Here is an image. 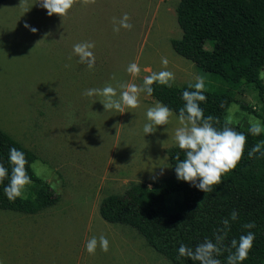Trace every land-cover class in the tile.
Masks as SVG:
<instances>
[{"label":"rangeland","instance_id":"rangeland-1","mask_svg":"<svg viewBox=\"0 0 264 264\" xmlns=\"http://www.w3.org/2000/svg\"><path fill=\"white\" fill-rule=\"evenodd\" d=\"M180 0H74L68 13L46 15L37 0H6L0 5V128L37 155L32 167L60 194V201L37 214L0 209V264H172L152 249L132 227L101 217V201L131 184L159 175L158 163L171 165L166 150L178 123L144 137V112L157 100L141 93L135 109L104 111L103 97L83 95L89 88L135 83L152 72L168 70L173 85L201 77L218 84L210 73L177 54L171 40L180 38ZM128 16L130 29L120 28ZM27 23L37 29L31 32ZM91 42L95 64L78 62L72 47ZM211 48V46H208ZM161 57L168 60L162 68ZM136 62V76L125 71ZM264 81V67L260 72ZM237 102L226 111L231 124L248 127L252 118L242 104L262 113L258 90L244 84ZM166 129V131H164ZM166 156V161L160 160ZM155 167V168H153ZM153 168L152 173L148 170ZM103 234L108 250L85 251L92 236Z\"/></svg>","mask_w":264,"mask_h":264},{"label":"trees","instance_id":"trees-1","mask_svg":"<svg viewBox=\"0 0 264 264\" xmlns=\"http://www.w3.org/2000/svg\"><path fill=\"white\" fill-rule=\"evenodd\" d=\"M5 1L0 0V5ZM176 18L182 36L171 40L173 50L218 82L205 84L206 101L200 104L203 114L214 116L217 128L227 126L243 132L244 154L235 168L212 186L211 192L204 193L177 181L172 171L151 186L136 182L121 194L106 196L100 203V215L109 223L135 229L152 249L172 264H197L187 258L177 259L179 244L194 247L205 238L211 239L220 221L236 210L237 220L230 222L225 246L231 239L252 231L255 239L242 264H264V155L247 157V151L257 141L264 140V134L252 136L247 132L248 127L242 128L225 119L227 109L237 102L238 89L244 84H253L258 90L262 113L245 104L242 108L264 123V81L260 77L264 67V0H180ZM187 85L169 88L154 83L150 97L176 114L183 105L180 93ZM9 147L25 153V169L31 183L25 186L21 197L8 201L2 192L7 179L0 181V209L37 214L56 205L60 194L32 167L37 160L36 153L0 128V163L5 167ZM166 153L173 166L175 157L183 159V152L175 146L169 147ZM244 223H254L255 227L243 229ZM226 255L227 252H222L217 257L221 264Z\"/></svg>","mask_w":264,"mask_h":264},{"label":"clouds","instance_id":"clouds-1","mask_svg":"<svg viewBox=\"0 0 264 264\" xmlns=\"http://www.w3.org/2000/svg\"><path fill=\"white\" fill-rule=\"evenodd\" d=\"M40 7L46 10V15L53 14L63 17L72 8L74 0H37ZM128 16L124 14L119 20V27H114L113 31L118 32L120 28L130 29L132 25L128 23ZM24 27L31 32L37 29L27 23ZM94 45L91 42L76 43L72 47V53L78 57V62L86 64L88 69H92L95 64V57L92 52ZM162 68L166 69L168 60L161 57ZM125 71L132 76L140 73L141 68L136 62L129 63ZM163 85L171 88L174 83V74L168 70L152 72L143 78L141 85L135 83L120 84L121 91L117 96L116 88L105 85L102 88L86 89L83 95L92 97L93 95L103 97L99 102L104 111L111 110L122 112L125 107L135 109L139 104L141 93L151 96L153 84ZM205 82L196 76L189 82L187 88L180 93L183 101L176 114L175 119L178 123L170 137L176 148L183 152V159L175 157L174 166L167 162L157 164L160 168L159 175H163L164 169L172 167L177 181H183L204 193L211 192L212 186L221 182V177L235 168L244 154L245 134L234 130L231 127L217 128L216 118L212 115L205 116L200 104L206 101L204 93ZM173 116L172 110L159 101L145 109V122L142 126L144 137L155 133L157 126L167 125L169 118ZM166 131V129H164ZM248 134L259 136L264 134V123L259 119L252 118L247 129ZM255 154L264 155V140L257 141L248 151L247 157L251 159ZM166 161V156L163 159ZM27 160L25 153L16 148L9 147L7 153V167L0 163V181L7 179L3 185V196L8 201H13L22 195L26 185L31 183L30 177L26 172L25 165ZM153 167V168H155ZM153 168L148 170L152 173ZM155 182L156 175H150ZM237 211L233 210L227 218L220 221L218 227L212 234V238H205L194 247L180 243L176 249L177 259L187 258L197 264H221L217 258L222 252H227L224 264H242L248 257V252L252 247L255 234L252 231L242 233L238 238H233L225 246L224 241L230 230V222L237 220ZM243 229H252L254 223H244ZM109 241L101 234L99 237L92 236L85 243V251L94 254L97 246L101 251L108 250Z\"/></svg>","mask_w":264,"mask_h":264}]
</instances>
